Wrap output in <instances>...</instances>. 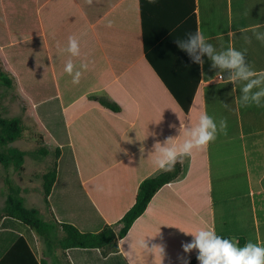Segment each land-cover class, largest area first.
Listing matches in <instances>:
<instances>
[{
  "label": "crops",
  "instance_id": "obj_1",
  "mask_svg": "<svg viewBox=\"0 0 264 264\" xmlns=\"http://www.w3.org/2000/svg\"><path fill=\"white\" fill-rule=\"evenodd\" d=\"M10 9L12 29L25 34L7 52L12 69L26 81L28 93L47 100L40 107L43 123L62 148L49 199L59 222L99 232L119 221L134 204L140 184L163 172L152 164L157 140L173 137V143H182L181 123L195 125L204 112L228 124L226 135L179 160L183 174L155 195L119 242V253L103 258L100 250L70 249L71 264H182L180 257L189 264L197 252H183L182 244L192 236L182 231L201 228L242 240L240 246L248 241L264 246V107H242L239 86L216 77L219 69L204 57L186 114L148 60L154 53L160 64L186 72L189 55L176 40L187 38L179 30L192 16L218 51L246 49L252 69L264 71V42L254 35L264 32V0H14ZM73 35L80 42L79 57L63 50ZM70 58L77 67L89 64L79 84L64 72ZM181 79L178 74L173 81L176 88L183 86ZM96 99L116 104L119 111ZM3 175L0 167V183ZM6 198L0 184V214ZM40 202L49 215L44 219L51 220L44 194ZM21 238L43 258L45 246L35 232L4 218L0 262ZM142 240L149 249L163 245V260L158 250L142 248ZM46 261L53 264L50 257Z\"/></svg>",
  "mask_w": 264,
  "mask_h": 264
},
{
  "label": "trees",
  "instance_id": "obj_2",
  "mask_svg": "<svg viewBox=\"0 0 264 264\" xmlns=\"http://www.w3.org/2000/svg\"><path fill=\"white\" fill-rule=\"evenodd\" d=\"M13 1L0 0V65L2 68L0 69V82L8 88L14 85L17 87L19 91L18 95L25 103V111L35 122L41 146L34 154L44 158L53 155L54 163L42 178L44 201L51 212V220H45L39 209L28 208L22 196V188L13 185L9 181H6L7 198L0 214V222L4 218H11L23 223L35 232L45 246L43 258L39 260L27 242L21 238L2 259L0 264H48L46 257H50L53 264H71L67 255V251L70 249L100 250L102 257L107 258L111 254L119 253V242L128 235L134 223L146 212L155 195L163 187L177 181L181 177L183 165L177 162L173 171H163L154 177L144 180L139 186L135 202L131 208L127 210L119 221L106 224L99 232H82L74 224L59 222L52 211L49 199L58 180L62 148L53 142L51 135L43 123L46 117L40 107L47 100L44 96H35L28 93L26 81L21 80L12 69L7 52H10L9 47L19 37L25 35L23 32L20 36L22 30L21 32L18 30L16 34L15 30L12 29V13L10 8ZM22 1L25 2L27 0ZM196 31L197 25L192 16L189 17L179 30V32L184 33L186 36L188 33H195ZM148 60L164 81L179 106L188 114L200 84L199 65L194 63L193 67L192 58L189 56L188 69L186 72L178 73L173 67H167L171 64H166L167 66H165V64H160L155 60L154 53H149ZM185 64L187 66V63ZM178 74L183 78L180 81L184 82L180 88H176L173 84ZM96 101H99L113 111H119V107L116 104L106 99H96ZM24 129V125L20 119L4 118L0 112V166L6 169L13 167L18 172L25 169V159L29 155V152L13 146L15 142L22 139ZM120 225L122 227L117 231V227ZM241 243L242 240H240L239 244ZM197 263L198 260L195 257L189 264Z\"/></svg>",
  "mask_w": 264,
  "mask_h": 264
},
{
  "label": "clouds",
  "instance_id": "obj_3",
  "mask_svg": "<svg viewBox=\"0 0 264 264\" xmlns=\"http://www.w3.org/2000/svg\"><path fill=\"white\" fill-rule=\"evenodd\" d=\"M91 4L92 0H88ZM111 27V22L107 25ZM255 38L264 42V32H254ZM178 47L188 53L192 61L203 68L204 57L211 61V67L219 69L216 77L220 80L239 86L238 102L242 107L255 105L264 107V71L257 72L252 69L246 59V49L241 51L234 47L217 50L202 31L188 33L186 39H177ZM71 57L81 55L80 42L76 36H69L67 47L63 49ZM89 64L82 62L79 67L70 58L66 61L64 72L72 76V83L79 84ZM226 78H225V75ZM203 74V73H202ZM227 107V105H225ZM175 128V125H170ZM227 120L216 121L207 112L202 113L195 125L188 123L180 125L179 136H183L182 143H173L175 138L167 137L163 142L156 141L153 145L154 159L152 164L159 170L171 172L182 157L191 156L194 150H202L214 142L219 134H227ZM148 135L155 136V133ZM178 136V137H179ZM144 152L143 146L140 148ZM151 153V154H153ZM150 154V155H151ZM182 231V230H181ZM185 235L192 236L191 242L183 243L184 253L197 252L196 259L199 264H264V246L252 241L239 245L236 239L224 238L218 235L214 228H201L194 232L182 231ZM140 246L148 251L158 250L160 256L165 255L163 245H153L150 249L145 240L139 242ZM182 264H188L186 257H180Z\"/></svg>",
  "mask_w": 264,
  "mask_h": 264
},
{
  "label": "rangeland",
  "instance_id": "obj_4",
  "mask_svg": "<svg viewBox=\"0 0 264 264\" xmlns=\"http://www.w3.org/2000/svg\"><path fill=\"white\" fill-rule=\"evenodd\" d=\"M0 69H2L1 65ZM24 107L25 103L17 94L15 87L8 88L0 82V112L2 116L9 119H20L25 128L22 139L15 142L13 146L29 152V155L25 159V169L21 172L16 171L13 167L6 169L0 166L4 172L0 184L6 194V181L20 186L23 190L22 196L26 199V206L28 208H39L43 218H49V215L45 211V205L40 202L41 196H43L40 189L42 187L43 175L54 163V156L50 155L44 158L34 154L41 146V142L37 134L35 122L25 111ZM67 166L68 164L66 163Z\"/></svg>",
  "mask_w": 264,
  "mask_h": 264
}]
</instances>
